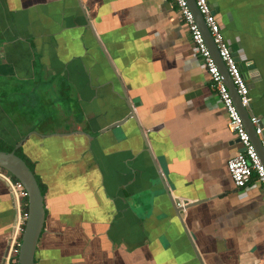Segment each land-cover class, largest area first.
<instances>
[{"label":"crops","instance_id":"obj_1","mask_svg":"<svg viewBox=\"0 0 264 264\" xmlns=\"http://www.w3.org/2000/svg\"><path fill=\"white\" fill-rule=\"evenodd\" d=\"M207 2L264 126V0ZM0 51L22 88L75 83L90 123L22 146L43 190L34 264H264L263 194L231 181L241 146L173 0H0ZM0 136L19 139L3 114ZM16 215L0 183V264Z\"/></svg>","mask_w":264,"mask_h":264},{"label":"built area","instance_id":"obj_2","mask_svg":"<svg viewBox=\"0 0 264 264\" xmlns=\"http://www.w3.org/2000/svg\"><path fill=\"white\" fill-rule=\"evenodd\" d=\"M173 2L187 28L190 41L194 46V53L202 62L210 88L217 96L226 113V128L228 132L234 135L241 146V151L230 157L226 162V169L231 181L234 187L238 189L245 188L247 185L255 183L264 197V164L260 155L250 139L240 113L224 82L223 76L207 48L201 30L196 24L193 14L189 9L187 0H173ZM194 3L217 49L218 57L226 68V72L239 98V103L248 112L251 103L249 91L241 74L239 65L223 39L216 16L212 12L207 0H194ZM249 123L253 127L255 136L259 139L260 149L264 156V138L262 137L264 126L262 121L259 117L249 115ZM0 176L3 178L10 194L14 198L17 213L16 225L10 236L9 248L4 264H9L11 262L17 264L15 256L19 250L20 234L23 231L25 219L27 217V212L22 208V199L26 198V192L17 180H12L4 172H0ZM178 206H184V203L179 202Z\"/></svg>","mask_w":264,"mask_h":264},{"label":"flooded vegetation","instance_id":"obj_3","mask_svg":"<svg viewBox=\"0 0 264 264\" xmlns=\"http://www.w3.org/2000/svg\"><path fill=\"white\" fill-rule=\"evenodd\" d=\"M1 56L2 51H0V63L3 59ZM1 76L2 75H0V77ZM14 77L12 75L8 77H1L3 78L4 84L8 83L9 90L5 88L0 93V115L3 114L10 119V122H12V125L19 135V139L17 140L12 138L11 140L7 141V139H5L9 145L13 146V149L15 148L14 146L20 143L21 139L25 137L26 140L27 134L29 133L46 136L57 132L85 134V132L90 130V123L86 121V117L79 105V87L75 85V83L67 81L64 78V75H59V77L55 79V82H51L50 84H52V87H50V89L43 88L38 83L37 86L39 90L36 89L37 86L34 87V85L32 86L34 88L30 87L29 89H26L22 88V84L19 85V82L9 83V81L14 79ZM44 100L46 102L49 101L50 104H48V108H52V110L56 112L54 118L47 117V106L42 104V101ZM31 102L34 103V105ZM8 105L10 106L8 107ZM23 105H28L31 108L30 111H28L29 109H26V111L21 114L20 109L23 108ZM63 106L65 108H63ZM34 109L37 111V113L34 111ZM17 118H20L24 121L36 118L33 120L35 125L34 127L31 125L26 127L23 123V126L17 121ZM22 146L17 149L22 150ZM30 169L33 173L32 168ZM39 188L41 194L43 195V190L40 185Z\"/></svg>","mask_w":264,"mask_h":264},{"label":"water","instance_id":"obj_4","mask_svg":"<svg viewBox=\"0 0 264 264\" xmlns=\"http://www.w3.org/2000/svg\"><path fill=\"white\" fill-rule=\"evenodd\" d=\"M189 9L193 14L194 20L198 25L201 33L203 35L204 41L207 45L210 54L216 63L221 75L223 76L224 82L232 96L233 102L236 105L240 116L243 120L244 126L250 136L251 141L253 142L256 150L258 151L260 158L264 164V156L260 149V142L257 136L254 134L253 127L249 123V114L247 110H245L239 103V98L236 95L235 89L230 81V78L226 72V68L220 58L218 57L217 49L212 41V38L204 25L203 18L199 14L194 0H187ZM109 63V61H108ZM110 64V63H109ZM111 66V65H110ZM132 111V112H131ZM128 117L131 119H135V114L131 109ZM127 117V119H128ZM33 133L27 134V136ZM42 137H48V135ZM25 141V137L20 140V143L14 146L15 148L10 152L0 151V170L10 174L17 180L26 192V212L27 217L25 219L23 231L20 234V245L17 255L15 256V260L17 264H34V253L37 246V242L39 236L41 234L44 222V205H43V195L41 194L39 185L34 177V174L29 169V167L25 164V162L15 155V150L22 146ZM238 142V141H237ZM0 183L6 185L3 178L0 176ZM7 186V185H6ZM169 191V190H168ZM9 192V189H8ZM10 194V192H9ZM11 195V194H10ZM173 204L176 208V215L181 219V214L187 208L184 206H178L179 201L173 199Z\"/></svg>","mask_w":264,"mask_h":264},{"label":"trees","instance_id":"obj_5","mask_svg":"<svg viewBox=\"0 0 264 264\" xmlns=\"http://www.w3.org/2000/svg\"><path fill=\"white\" fill-rule=\"evenodd\" d=\"M9 83H16V81L14 80V79H12L11 81H9ZM9 92V91H8ZM0 98H1V94H0ZM10 105H8V107H9ZM26 109L28 110V111H30V107L28 106V105H23V108L22 109H20V113L21 114H23L24 113V111H26ZM32 111V110H31ZM34 111L37 113V111L34 109ZM34 119H36V118H32V119H28V120H21L20 118L18 119L17 118V121L19 122V123H21V125H23L24 126V124H25V126L27 127V126H32V127H34V125H35V122L33 121ZM24 123V124H23ZM0 140H3V139H1L0 138ZM4 141V140H3ZM3 141H0V151H3V152H10L11 150H13V146L12 145H7V144H5ZM15 155L16 156H18L19 158H21L24 162H25V164L29 167V169L31 168V166H30V162L27 160V158L24 156V154L22 153V150L21 149H17L16 151H15ZM31 170V169H30ZM1 172H4V171H2L1 170ZM5 174H7L12 180H15V178L13 177V176H11L10 174H8V173H6V172H4ZM22 208H23V210L24 211H26V199H22ZM10 264H15L14 262H11Z\"/></svg>","mask_w":264,"mask_h":264},{"label":"rangeland","instance_id":"obj_6","mask_svg":"<svg viewBox=\"0 0 264 264\" xmlns=\"http://www.w3.org/2000/svg\"><path fill=\"white\" fill-rule=\"evenodd\" d=\"M5 80V79H4ZM38 85V82L36 81L35 83H34V87L35 86H37ZM8 89L9 90V88H8V83H6V84H4V82H3V78H1L0 77V93H1V91L2 90H4V89ZM36 89H38V86L36 87ZM39 90V89H38ZM1 137V136H0ZM1 138H3V137H1ZM4 139V138H3ZM5 140V139H4ZM0 141H3V140H0ZM5 144H7L8 145V143L6 142V140L5 141H3ZM0 172H1V170H0ZM7 175V174H6ZM8 176V175H7ZM6 188L8 189V187L6 186Z\"/></svg>","mask_w":264,"mask_h":264}]
</instances>
